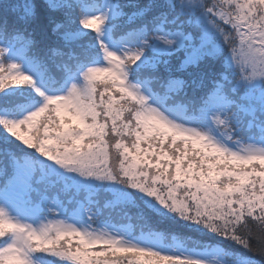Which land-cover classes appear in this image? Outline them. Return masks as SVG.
<instances>
[{
  "label": "snow or ice",
  "instance_id": "snow-or-ice-1",
  "mask_svg": "<svg viewBox=\"0 0 264 264\" xmlns=\"http://www.w3.org/2000/svg\"><path fill=\"white\" fill-rule=\"evenodd\" d=\"M0 264H264V0H0Z\"/></svg>",
  "mask_w": 264,
  "mask_h": 264
},
{
  "label": "trees",
  "instance_id": "trees-1",
  "mask_svg": "<svg viewBox=\"0 0 264 264\" xmlns=\"http://www.w3.org/2000/svg\"><path fill=\"white\" fill-rule=\"evenodd\" d=\"M50 194H51V195H54V197L57 196V195H59V198H60L61 200L64 199V194H57V193H55V192L50 193ZM102 220H103V221H107V222H113V220L111 219V217L109 216L108 213H105V214H104V216L102 217Z\"/></svg>",
  "mask_w": 264,
  "mask_h": 264
}]
</instances>
